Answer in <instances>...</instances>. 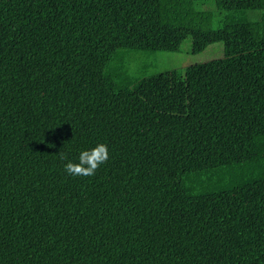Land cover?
Instances as JSON below:
<instances>
[{
  "label": "trees",
  "instance_id": "1",
  "mask_svg": "<svg viewBox=\"0 0 264 264\" xmlns=\"http://www.w3.org/2000/svg\"><path fill=\"white\" fill-rule=\"evenodd\" d=\"M0 0V264H264V0ZM224 58L121 83L120 52ZM108 146L95 176L57 156Z\"/></svg>",
  "mask_w": 264,
  "mask_h": 264
},
{
  "label": "rangeland",
  "instance_id": "2",
  "mask_svg": "<svg viewBox=\"0 0 264 264\" xmlns=\"http://www.w3.org/2000/svg\"><path fill=\"white\" fill-rule=\"evenodd\" d=\"M196 11L206 12L209 19L205 26L209 29H217L223 17L242 22L258 21V13L254 11H244L233 13H225L219 11L214 5L213 0H206L202 4L195 6ZM192 41L190 38L185 39L179 46L176 53L165 52H120L117 55L115 63L112 65L115 76L119 81L129 82L151 78L159 74L168 72H182L186 68L205 63L218 61L224 58V45L215 43L208 46L205 51L199 55H192Z\"/></svg>",
  "mask_w": 264,
  "mask_h": 264
},
{
  "label": "clouds",
  "instance_id": "3",
  "mask_svg": "<svg viewBox=\"0 0 264 264\" xmlns=\"http://www.w3.org/2000/svg\"><path fill=\"white\" fill-rule=\"evenodd\" d=\"M64 164V171L70 177H92L101 165L107 163L109 159L108 146L104 143L97 144L90 150L81 151L78 162L68 160L66 153L60 151L57 155Z\"/></svg>",
  "mask_w": 264,
  "mask_h": 264
}]
</instances>
